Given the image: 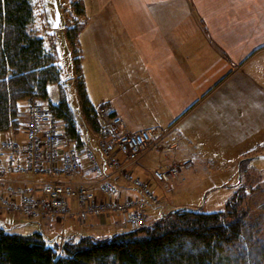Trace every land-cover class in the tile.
<instances>
[{
  "label": "crops",
  "instance_id": "crops-1",
  "mask_svg": "<svg viewBox=\"0 0 264 264\" xmlns=\"http://www.w3.org/2000/svg\"><path fill=\"white\" fill-rule=\"evenodd\" d=\"M82 1L80 66L91 103L123 120L120 133L165 134L132 168L135 177L152 181L154 150L165 165L192 160L182 170L188 178L206 161L239 169L256 156L264 145V0ZM19 134L1 139L22 142ZM99 138L84 141L97 150ZM91 177L83 160L78 178ZM115 184L122 201L143 197L122 179ZM116 217L91 220L124 221Z\"/></svg>",
  "mask_w": 264,
  "mask_h": 264
},
{
  "label": "trees",
  "instance_id": "trees-1",
  "mask_svg": "<svg viewBox=\"0 0 264 264\" xmlns=\"http://www.w3.org/2000/svg\"><path fill=\"white\" fill-rule=\"evenodd\" d=\"M71 4L77 17L66 34L79 76L80 110L85 125L98 135L102 124L81 77L78 36L84 27V4L82 0ZM33 21V0H0V144L3 133H22L28 120L27 100L47 102L49 85L58 84L60 99L48 105L68 143L79 150L84 138L62 88L56 53L30 30ZM244 166L241 163L240 171ZM246 190L240 188L221 212L172 210L126 233L101 238L70 233L62 245L49 246L43 231L13 236L0 225V264H264V202L260 215L251 219L244 206Z\"/></svg>",
  "mask_w": 264,
  "mask_h": 264
},
{
  "label": "built area",
  "instance_id": "built-area-1",
  "mask_svg": "<svg viewBox=\"0 0 264 264\" xmlns=\"http://www.w3.org/2000/svg\"><path fill=\"white\" fill-rule=\"evenodd\" d=\"M26 106L28 121L22 131L24 140L9 139L0 144V215L9 213L29 221L60 220L62 241L70 219L85 222L122 216L136 228L145 226L147 202H155L156 196L134 176L132 168L165 134L157 133L155 127L120 133L118 128L123 120L109 118V108L100 107L97 113L103 130L96 143L97 150L85 141L77 150L68 143L60 121L49 106L33 98L27 100ZM83 160L92 174L89 179L78 178L83 172ZM191 163L187 160L161 166L153 172V177L167 183L178 176L181 166ZM16 174L22 177L17 178ZM117 179L140 190L143 197L120 200Z\"/></svg>",
  "mask_w": 264,
  "mask_h": 264
},
{
  "label": "rangeland",
  "instance_id": "rangeland-1",
  "mask_svg": "<svg viewBox=\"0 0 264 264\" xmlns=\"http://www.w3.org/2000/svg\"><path fill=\"white\" fill-rule=\"evenodd\" d=\"M72 1L33 0L34 21L30 26V30L44 39L47 48L55 51L57 62L62 70V88L69 98L83 138L87 140L92 136V132L85 125L81 114L76 90V82L79 78L73 66V49L67 40L66 34L67 26L74 23L77 17L72 9ZM56 12L59 13V20L54 21ZM48 90L49 99L44 104L49 106L50 103H58L60 99L58 84H50ZM13 134L14 136H20L18 133ZM2 137L10 138L13 135L12 133H3ZM259 152L261 153L251 160L249 158L246 159L247 161L243 159L241 163H244L245 166L241 171L238 167L213 166L206 161L199 167V170H196L195 175H190L188 178L187 175L182 174V170L193 166V161L190 160L191 165L181 166L178 176L167 183H162L154 178L149 183L145 176L144 178L141 177L140 179L146 184L147 190L153 192L156 196L155 202H147L145 208L147 222L145 226L150 222L163 218L172 210L186 208L204 213L224 211L227 203L242 187L247 189L244 206L248 208L251 219L256 218L260 215V206L264 202V148ZM153 154H156L157 158L155 162L148 163L149 173L147 175H151V177L155 169L160 167L157 163L159 159L163 163L161 166L166 164L162 158L163 153L154 150L152 156H154ZM138 194L142 195V192L139 190ZM0 216H2L0 217V225L4 226L10 235L26 237L43 231L49 246L62 243L63 223L60 220L54 222L48 219L29 221L21 216L9 213H3ZM117 220L119 225L116 226H114L111 218L102 219L99 226H95L96 224L94 225L91 219H88L85 223L68 220L64 233L66 235L74 233L101 238L136 229V227L124 222L121 218H117Z\"/></svg>",
  "mask_w": 264,
  "mask_h": 264
},
{
  "label": "water",
  "instance_id": "water-1",
  "mask_svg": "<svg viewBox=\"0 0 264 264\" xmlns=\"http://www.w3.org/2000/svg\"><path fill=\"white\" fill-rule=\"evenodd\" d=\"M55 20H59V13L56 12V15H55V18H54V21Z\"/></svg>",
  "mask_w": 264,
  "mask_h": 264
}]
</instances>
